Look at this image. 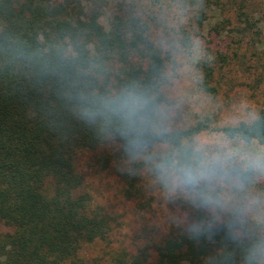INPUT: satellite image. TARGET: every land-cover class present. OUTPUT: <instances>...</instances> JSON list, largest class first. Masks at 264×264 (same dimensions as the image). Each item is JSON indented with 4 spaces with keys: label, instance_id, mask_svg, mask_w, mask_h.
<instances>
[{
    "label": "trees",
    "instance_id": "1",
    "mask_svg": "<svg viewBox=\"0 0 264 264\" xmlns=\"http://www.w3.org/2000/svg\"><path fill=\"white\" fill-rule=\"evenodd\" d=\"M263 14L264 0H0V264H264V221L245 204L222 210L223 187H208L223 170L196 143L216 133L264 144V106L235 125L185 124L169 118L165 92L206 36L215 54L197 63L198 87L215 94L210 64L258 57ZM129 93L139 110L121 108ZM106 149L139 211L173 189L187 221L159 237L143 227L133 253L113 249L121 223L92 207L78 167Z\"/></svg>",
    "mask_w": 264,
    "mask_h": 264
},
{
    "label": "rangeland",
    "instance_id": "2",
    "mask_svg": "<svg viewBox=\"0 0 264 264\" xmlns=\"http://www.w3.org/2000/svg\"><path fill=\"white\" fill-rule=\"evenodd\" d=\"M113 9L114 4L110 3L104 10L101 17L103 24H106ZM216 15L214 11L208 13L205 34L207 25ZM185 18L181 24L187 23ZM262 23L263 32L257 37L262 44L256 51L258 57L252 58L251 62L248 58L244 62L233 60L228 66H221L219 62L210 64L222 76L220 78L216 75L218 83L210 84L217 86L215 94L206 93L198 87L203 74L197 68L199 60L206 59L205 54L215 53L207 47L206 36L204 39L193 41L190 56L185 58V65L179 69L178 77L170 80L165 89L168 101L166 108L170 119L190 124L207 117L213 126H224L235 125L243 120L250 121L257 115L259 109L264 106V14ZM173 24L174 22H170L168 26ZM157 31L162 32L161 27H158ZM245 51L248 52L241 48L240 54ZM227 53L232 56L231 50ZM250 63L251 68H246ZM196 143L202 147L206 163L215 164L223 170L222 173H216L212 179L214 184L208 187V190L213 192L219 186L223 187L224 192L219 193L217 200L222 210H232L236 203L245 204L253 217L264 221V215L259 216L257 212V207L262 206L264 214V144L256 140L250 144L233 143L216 133H204L196 139ZM113 150L86 152L79 158L78 167L85 176L84 190L92 198V207L116 215L121 223L113 239V249L133 253L136 247L143 246L148 240V237L138 238L143 227L155 234V237L164 236L173 224H183L187 221L188 214L175 203H171L172 198L169 197L178 196L177 191L173 189L168 190L169 192L155 191L156 200L151 209L139 211L138 201L129 200L124 196L125 185L118 175L120 170L116 167L117 162L111 159L106 165L102 161V158L112 154ZM147 180L150 181L148 178ZM215 212L216 207L212 206L211 213Z\"/></svg>",
    "mask_w": 264,
    "mask_h": 264
},
{
    "label": "clouds",
    "instance_id": "3",
    "mask_svg": "<svg viewBox=\"0 0 264 264\" xmlns=\"http://www.w3.org/2000/svg\"><path fill=\"white\" fill-rule=\"evenodd\" d=\"M145 102L139 98L129 93L124 100L121 102V108L129 110H139Z\"/></svg>",
    "mask_w": 264,
    "mask_h": 264
}]
</instances>
